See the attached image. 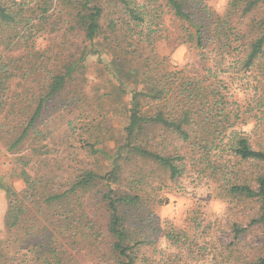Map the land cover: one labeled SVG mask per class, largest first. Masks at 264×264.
I'll return each mask as SVG.
<instances>
[{
	"label": "trees",
	"instance_id": "1",
	"mask_svg": "<svg viewBox=\"0 0 264 264\" xmlns=\"http://www.w3.org/2000/svg\"><path fill=\"white\" fill-rule=\"evenodd\" d=\"M41 1L0 0V24L12 30L13 47L30 49L29 55L15 58L0 48L1 112L13 100L3 135L11 152L33 140L31 156H21V170L12 173L24 187L18 190L6 174L0 175L8 200L0 264H82L89 254L98 264H264V246L253 257L240 252L237 238L247 227L237 222L231 225L233 240L224 243L214 237V220L207 214L194 211L184 227L167 223L163 228L156 213L145 212L156 173L158 190L182 188L183 178L203 175L217 183L229 206L250 205V223L264 231V101L256 99L257 106L245 112L233 90L237 85L246 92L253 73L264 80V0H229L222 13L207 0H168L184 21L186 41L194 42L203 62L211 64L206 72L192 75L174 68L158 76L151 64L145 72V62L137 66L125 139L108 154L110 169L100 173L82 166L68 174L33 175L27 167L46 164L42 156L51 151L53 137L40 127L44 109L67 89L87 56L99 51L93 43L101 33L103 13L98 0H63L61 11L52 13V6ZM112 1L137 25L131 37L151 43L158 28L148 20V10L133 0ZM50 17L55 20L52 32L61 39L57 50L44 30L34 34L37 23L42 27ZM79 34L86 45L74 56L66 43ZM40 37L42 48L36 44ZM19 75L40 87L39 93H30L33 108L21 114L15 111L16 94H9ZM251 119L253 128H242ZM40 140L44 142L38 145ZM93 147L91 153L100 150Z\"/></svg>",
	"mask_w": 264,
	"mask_h": 264
},
{
	"label": "rangeland",
	"instance_id": "2",
	"mask_svg": "<svg viewBox=\"0 0 264 264\" xmlns=\"http://www.w3.org/2000/svg\"><path fill=\"white\" fill-rule=\"evenodd\" d=\"M133 1L142 4L148 10L150 15H148V20L152 19L153 28H158L152 42L131 37L132 33L137 31L135 29L137 25L132 21L128 22L129 18L124 14L120 5L115 4L112 0H98L99 5L103 7L100 20L102 30L93 46L99 51L91 52L87 56L83 68L75 74L67 89L60 96L53 98L44 109L41 119L43 123L40 127L48 131L50 137H53L48 146L51 151L42 156L47 160L46 164L41 162L33 168L27 167L31 174H68L71 170L82 166H89L100 173L110 169L112 159L108 154H113L116 147L125 139L129 100L137 79L133 71L137 66L141 67L145 62L142 69V72H145L147 64H151L152 72L157 71V75L161 76L166 70L174 68L185 69L186 73L192 75L197 72L204 74L206 72L204 70L211 65L203 62L200 50L196 48L194 42L186 41L184 21L175 15L168 0ZM207 1L219 13L225 11L229 2V0ZM46 2L47 6L53 8L50 13L61 11L63 0H46ZM41 4L44 5V3ZM67 19L65 18L61 24H66ZM54 21V18L50 17L47 22L42 24V27L38 22L34 34L44 30L42 33L46 34V38L53 39V49H56V46L61 43V39L59 35L52 32L54 27L51 23ZM128 24L131 26V30H129ZM68 26L66 27L68 28ZM138 28L140 29V27ZM21 29L25 28L21 27ZM36 31L38 32L36 33ZM11 32L12 30L4 24H0V48L15 58L29 55L30 49H25L23 46L13 47L14 42H10L13 35ZM50 34H53L52 37ZM69 38L71 40L70 43H66V48H68V52H73L74 56H77V53L80 54V49L82 50L86 45V42L83 41L84 36L79 34ZM42 43L45 45L44 37L38 38L37 46L40 47ZM143 59L145 61H142ZM117 68L121 73L117 71ZM250 82V87L246 88V92L240 91L237 85H234L233 88V90L236 89L237 104L245 112L257 106L256 99L264 101V80L261 76L253 73ZM256 90L257 95L254 94ZM39 91L40 87L33 84L32 79H23L21 75L13 79L10 83L9 94L10 96L16 94L15 101L18 107L15 111L21 114L24 109H32L34 97L30 93H39ZM35 99L37 101L36 97ZM12 101L5 111L1 112L0 108V175L6 174L7 180L13 182L15 187L21 190L24 187L23 180L17 173H12L14 169L17 172L21 170L22 163L19 160L21 156L25 158L31 156L33 140L26 141L20 146L21 148L15 151L7 150L6 135H3L6 129L3 127V123L6 122V115L10 113ZM248 114L245 116L246 118H248ZM254 124L255 121L251 119L246 125L241 126L250 131ZM260 135L261 132H259ZM262 135L264 137V134ZM252 140L254 144L257 142L255 134H252ZM40 141L38 145L44 142ZM91 146L100 150L91 153ZM101 150L108 153L105 154ZM156 175L154 188L159 187L157 183L160 180L159 173ZM182 181V188L171 185L170 188L150 190L147 195L149 202L145 210L146 215L150 216V212L156 213L163 228L167 227V223L181 228L188 224L187 218L194 211L207 214L211 216L212 221L214 220L211 224L214 237L224 243L233 240L234 233L231 225L233 222H237L243 227H247L246 231L237 238L238 247L243 256L253 257L255 254L263 252L264 231L260 225L250 223L249 216L253 212L250 210V205L238 202L232 207L229 206V199L219 194L217 183L209 177L195 175L183 178ZM92 198L88 197V201L91 202L90 206L93 205ZM7 208L6 193L0 188V238L5 234L4 216ZM94 209L101 216L102 211L98 209L97 205H94ZM161 236L162 234H160ZM160 243L162 244L161 241ZM101 253L97 252V254ZM94 257L95 255L89 254L87 258L82 259V264H98L93 260Z\"/></svg>",
	"mask_w": 264,
	"mask_h": 264
}]
</instances>
